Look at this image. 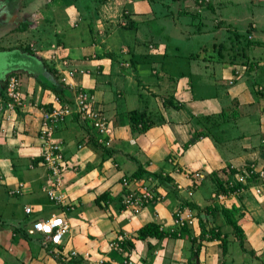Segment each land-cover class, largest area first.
<instances>
[{
  "label": "crops",
  "instance_id": "obj_1",
  "mask_svg": "<svg viewBox=\"0 0 264 264\" xmlns=\"http://www.w3.org/2000/svg\"><path fill=\"white\" fill-rule=\"evenodd\" d=\"M117 1L114 3L126 14L123 18L131 21L130 28L121 27L122 31L112 33L105 43L102 39L81 38L69 45L56 44L58 55L66 56L75 69L72 82L94 94L96 108L106 117L112 136L107 148L96 146L75 118L64 121L55 131L65 149L62 188L72 207L66 213L67 248H74L78 254L88 251L94 259L106 254L107 240L117 232L132 236L148 221L167 230L171 209L185 199L200 208L211 207L200 214L206 221L205 229L212 232L200 234L196 222L177 238H131L130 264H264V193L255 195L247 189L227 194L220 201L211 196L217 193L219 182L235 184L239 168L264 158L260 147L264 140V0H207L200 9L198 25L187 33L188 44L194 33L209 37L200 40L197 54L186 52L188 65L197 69V83L192 89L184 78L179 77L175 83L171 73L161 68L157 77H150L157 74L153 66L164 61L168 46L143 21L149 16L155 20L158 16L153 15L162 13L160 7L152 0ZM246 3L250 8L244 10ZM75 9L67 8L70 19L77 16ZM183 10V14H177L191 21L196 18ZM7 15L2 12L0 17ZM246 21L249 23L241 37L240 28ZM126 32L132 35L125 42ZM224 41L229 42L231 53V49L224 50ZM258 49L263 50L261 55ZM120 61L128 66H119ZM144 63L150 72H144ZM43 77L51 90L42 100H33V106L16 111L12 133L0 134V264H57L55 258L40 252L37 240L14 230L28 222L22 211L26 204L34 209L30 218L56 211L41 191L45 168L37 160L40 146L35 131L40 118L38 107L47 106L58 80ZM22 96L25 102H31L29 96ZM138 115L146 123L142 128L135 126ZM189 168L203 176L198 182L193 179L197 184L190 195L186 191L192 178ZM134 173L141 179L152 178V173L165 175L162 182L152 178L164 198L129 216L119 211L120 178ZM19 183V192L9 194L8 190ZM176 183L186 188L177 190ZM24 195L26 200L19 203L18 197ZM39 207L41 210H36ZM221 208L229 210L241 229L244 249L219 212ZM69 264L87 261L79 258Z\"/></svg>",
  "mask_w": 264,
  "mask_h": 264
},
{
  "label": "built area",
  "instance_id": "obj_2",
  "mask_svg": "<svg viewBox=\"0 0 264 264\" xmlns=\"http://www.w3.org/2000/svg\"><path fill=\"white\" fill-rule=\"evenodd\" d=\"M54 49L52 57L56 56L59 46ZM125 52V50H122ZM56 52V53H55ZM54 55V56H53ZM54 65L55 74L58 81L65 87L67 93L59 95L52 94L44 106H39V122L35 131V136L39 141V157L45 168V184L41 186V191L45 194L47 201L56 208V211L49 213L46 217L29 218L28 224L24 225L25 232L38 239V245L46 254L57 260V264H69L74 259H84L87 264H130L131 250L124 248L126 240L131 239V235L126 232H117L107 240L106 254L97 258H90L88 251L78 254L74 248H67L69 240V223L67 221V210L71 209V204L67 202L66 194L62 188V172L65 168V149L62 140L55 137L57 127L66 120L76 118L85 124L88 133L103 146L107 147L111 142V127L106 117L100 109L96 108L94 94L87 88L75 85L71 78L75 69L69 66L67 59L59 57ZM128 66L124 61H120L119 66ZM65 69V70H64ZM30 104L25 102L20 92L19 79L13 73L7 74L3 81L2 92L0 93V134L13 132V121L16 111L21 110ZM8 124V125H6ZM264 153V140L260 141ZM80 147V145H77ZM188 189L182 184L176 183L174 187L185 189L190 195L192 188L196 187L193 179L197 182L202 178L201 173L193 171L189 173ZM235 188L232 191L212 193L211 196L218 200H223L225 195L251 189L255 195L264 192V158L263 161H253L237 172ZM120 184L122 192L119 199V211L127 214H135L149 202H160L164 194L158 183L150 176L138 178L135 176H121ZM21 183L14 189H9V194L18 193ZM33 207L29 204L23 206L24 215L30 216ZM156 217V213H154ZM197 221V214L187 206L175 205L170 212V222L166 229L178 231L183 226L192 228ZM161 228V226L159 225ZM108 254V256H106ZM116 261L117 263H115Z\"/></svg>",
  "mask_w": 264,
  "mask_h": 264
},
{
  "label": "rangeland",
  "instance_id": "obj_3",
  "mask_svg": "<svg viewBox=\"0 0 264 264\" xmlns=\"http://www.w3.org/2000/svg\"><path fill=\"white\" fill-rule=\"evenodd\" d=\"M114 1L118 2L117 0H94L91 2L88 0H0V15L2 12L8 13L6 18L0 17V54L2 55L0 58V75L4 68H7L6 72H9V69H11L10 72L19 79L21 94L29 96L30 103H33V100H42L51 90L49 86L44 84L43 75L49 79H56L57 77L53 71L55 69L54 65L57 64L56 60L59 57H63L62 54L58 55L59 52H57L56 56L53 55L54 57H52V53H54V49L51 47L52 44L58 46L61 42H64L66 45H69L81 38L102 39V43H105V39H110L112 33L122 31L121 27H131V21L123 18L126 14L121 12L123 10L119 9ZM187 1H191L193 5H187ZM151 2L155 6L160 7L158 10L162 11V13L156 10L157 12L153 16L158 17L155 20L151 16L145 17L143 23H145V27L152 34H157L159 39H163L168 49L165 52L164 61L162 59L158 63L155 62L153 66L156 68L157 74L150 75V77H157L161 68V70L171 73V77L175 83L179 77L184 78L186 85L192 89L197 83V69L195 65H188L186 52L189 51L197 54L199 51L197 45L200 43V40H208L209 37L204 34L198 35L194 33V35L190 36L191 43L188 44L186 40L187 33L188 30H192L198 25L199 17L201 16L199 14L200 9L208 1L152 0ZM90 4H93L91 9L88 8ZM74 6L77 8L75 9L77 16L70 19L71 13H68L69 10L67 8L74 9ZM246 6L244 10L250 8V5L247 3ZM229 7L233 8L232 6ZM242 7L243 5L238 9ZM184 8H186L185 12L188 16L196 18L191 21L186 15H182ZM177 12L182 14H177ZM186 22H188L187 25H185ZM248 23L249 21H246L244 25L242 24L240 28L241 37L244 36V26H247ZM21 24H25V27L22 28ZM223 31H227V29L224 28ZM125 35L124 40L128 41L132 34L126 32ZM223 37L226 39L225 35ZM223 44L224 50L231 49L228 41H224ZM262 52V49H258L257 54L261 55ZM24 58L28 61L27 63H24ZM238 66L242 67L240 64ZM141 67L144 72H150V67L147 63H144ZM5 71L0 76V87L7 76ZM29 106L33 105L30 104ZM82 124L85 127V124ZM36 140L39 143L37 138ZM240 169L242 168H239L238 171ZM188 171L189 173L191 171L200 173L199 170L191 168ZM194 183L195 185L197 184L196 182ZM25 200L26 195L18 197L19 203ZM160 202L152 201L146 205ZM37 209L41 210L40 207ZM140 211L141 209L133 215L138 214ZM124 219L127 220L128 218ZM5 226L6 224H3L2 227ZM35 238L34 236L33 239ZM40 252L43 255L46 254L43 249Z\"/></svg>",
  "mask_w": 264,
  "mask_h": 264
},
{
  "label": "trees",
  "instance_id": "obj_4",
  "mask_svg": "<svg viewBox=\"0 0 264 264\" xmlns=\"http://www.w3.org/2000/svg\"><path fill=\"white\" fill-rule=\"evenodd\" d=\"M127 17V16H126ZM127 21H128V18H126ZM131 24V23H130ZM129 24V26H130ZM128 26V25H127ZM21 27L24 28L25 27V24H21ZM126 37V36H125ZM124 37V39H125ZM123 39V40H124ZM127 41V40H125ZM127 44V43H126ZM128 47H130V45H126ZM7 68H4V70L1 71V75L4 73V71L6 70ZM55 71V70H54ZM0 75V76H1ZM58 80V78H57ZM1 86L3 87V82L1 83ZM54 88V93L55 94H59L60 96L63 95V94H68L65 87L62 86V84L58 81L57 83V86L55 88V86L53 87ZM66 92V93H65ZM62 97V96H61ZM136 114V113H135ZM134 115V113H133ZM131 116V115H130ZM140 115L137 116V122H135V126L137 128H142L146 125V123L143 122V119L141 117H139ZM134 118V117H133ZM76 119V118H75ZM132 122V121H131ZM91 135V134H90ZM92 136V135H91ZM93 137V136H92ZM94 138V137H93ZM92 139V138H91ZM94 144L96 146H101L103 148H107L105 146H103L102 144H99L95 139H94ZM261 146V145H260ZM261 153H262V157H264V153L262 151V148H261ZM37 160H40V162L42 163V159L41 158H37ZM253 161H250L248 162L247 164L243 165L242 168L244 167H247V165L249 163H251ZM242 169H240L239 171H241ZM137 175V173H134L132 174V176H135ZM152 178L154 179H157L159 182H162L164 180V176L165 175H161L159 173H152L151 174ZM236 184V183H235ZM235 184H229V183H222V182H219L218 183V187L217 189H215L218 192H226V191H232L234 190L235 188ZM179 205H184V206H187L188 208H190L191 210H194L197 214V222H199L200 224V227H201V230H200V234H205V233H210L212 232L213 229H210L209 228V231L205 229V222L204 220H202V216L200 214L201 211H205V210H212L211 207H207V206H204L202 208L196 206L194 203H192L191 201L189 200H183L181 202L178 203ZM219 212L224 216V219H225V222L231 227V229L234 231V233L236 234L237 238H238V245L241 246V249H244L242 247V232H241V229L236 225V223L234 222V220L232 219V217L229 215V210L228 209H225V208H221L219 210ZM211 217L212 218H215L216 217V213H211ZM30 217L25 215V219L27 221H29ZM204 227V228H203ZM25 228L20 226V227H17V228H14V230L16 231H19L20 234H22V236L26 237L27 239H32L33 240V236L27 234L24 230ZM190 228H187L185 226H183L180 230L178 231H167L165 229H161L159 227V224L154 222V221H148V222H145L143 223L136 231L135 233L131 236V238H135L137 240H146L147 238H159L161 237L162 235H168L170 237H174V238H177V237H181L183 236L184 234H186L188 232ZM34 240H37V238H35ZM38 241V240H37ZM39 246V245H38ZM124 248H131L132 246V241L131 239H128L125 241V243L123 244ZM40 248V247H39ZM194 254H197L196 251L194 252ZM57 262V261H56ZM72 261H70L71 263Z\"/></svg>",
  "mask_w": 264,
  "mask_h": 264
},
{
  "label": "water",
  "instance_id": "obj_5",
  "mask_svg": "<svg viewBox=\"0 0 264 264\" xmlns=\"http://www.w3.org/2000/svg\"><path fill=\"white\" fill-rule=\"evenodd\" d=\"M1 56H2V55L0 54V58H1Z\"/></svg>",
  "mask_w": 264,
  "mask_h": 264
},
{
  "label": "flooded vegetation",
  "instance_id": "obj_6",
  "mask_svg": "<svg viewBox=\"0 0 264 264\" xmlns=\"http://www.w3.org/2000/svg\"><path fill=\"white\" fill-rule=\"evenodd\" d=\"M5 75V74H4ZM3 80V79H2Z\"/></svg>",
  "mask_w": 264,
  "mask_h": 264
}]
</instances>
